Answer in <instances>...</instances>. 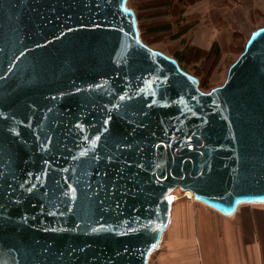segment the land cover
I'll use <instances>...</instances> for the list:
<instances>
[{
    "label": "water",
    "instance_id": "obj_1",
    "mask_svg": "<svg viewBox=\"0 0 264 264\" xmlns=\"http://www.w3.org/2000/svg\"><path fill=\"white\" fill-rule=\"evenodd\" d=\"M138 26L128 0H0V264H149L178 187L264 204V25L209 92Z\"/></svg>",
    "mask_w": 264,
    "mask_h": 264
},
{
    "label": "crops",
    "instance_id": "obj_2",
    "mask_svg": "<svg viewBox=\"0 0 264 264\" xmlns=\"http://www.w3.org/2000/svg\"><path fill=\"white\" fill-rule=\"evenodd\" d=\"M173 4L181 8L179 29L187 30L178 39L192 32V45L203 49L214 42L225 46L253 14L264 15V0H174ZM189 16L196 20L190 29L182 21ZM185 204L174 203L177 212L171 213L157 264H264V204H241L231 216L203 208L195 212L194 222H187L190 211Z\"/></svg>",
    "mask_w": 264,
    "mask_h": 264
},
{
    "label": "rangeland",
    "instance_id": "obj_3",
    "mask_svg": "<svg viewBox=\"0 0 264 264\" xmlns=\"http://www.w3.org/2000/svg\"><path fill=\"white\" fill-rule=\"evenodd\" d=\"M162 2L164 0H128V6L134 8L137 15L141 17V29H143L141 35L144 36L148 45L171 58L173 56L179 57L181 60L180 62L178 60L180 67L190 75L199 78V88L204 92H209L225 82L230 65L244 49L248 31L264 25V15L255 13L251 17L252 20L241 24V27L225 46L221 47L217 42L218 51H211V48L203 49L192 45V32L182 40L174 39L172 35L178 32L176 30H180L178 14L181 8L177 4L164 7ZM182 21L183 26L188 25L189 29L196 23L195 18L191 16L185 17ZM162 22H170L171 31L149 32L146 30L149 24ZM174 196L179 197L180 203H186L184 206L187 211H190L187 212V222L188 220L194 222L196 219L195 212L202 211L203 208L214 211L212 208L193 202L190 196H185V191L180 187L172 192L171 197ZM167 238L168 233H164L161 244L151 254L149 264H157L158 253L165 247Z\"/></svg>",
    "mask_w": 264,
    "mask_h": 264
},
{
    "label": "trees",
    "instance_id": "obj_4",
    "mask_svg": "<svg viewBox=\"0 0 264 264\" xmlns=\"http://www.w3.org/2000/svg\"><path fill=\"white\" fill-rule=\"evenodd\" d=\"M162 3L164 4V7H166V6L169 7L170 5L172 6V4L174 3V0H164V2H162ZM137 16H138V25H139V28H140V33H142L143 29H141V22H140L141 17H139V15H137ZM171 29H172V26H171L170 22L149 24V26L146 27V30L149 31V32H161V31H165L166 32V31H171ZM186 31H187L186 29L180 30V31L174 33L172 36H173L174 39H178ZM141 38H142V40L145 43H147L143 35H141ZM211 51H216V52L218 51L216 43H214L213 46L211 47ZM176 58L179 60V62L181 61L179 57L176 56Z\"/></svg>",
    "mask_w": 264,
    "mask_h": 264
},
{
    "label": "bare ground",
    "instance_id": "obj_5",
    "mask_svg": "<svg viewBox=\"0 0 264 264\" xmlns=\"http://www.w3.org/2000/svg\"><path fill=\"white\" fill-rule=\"evenodd\" d=\"M136 14H137V13H136ZM138 27H139V26H138ZM258 27H259V26H258ZM258 27H255V28H253V29H251V30L248 31V33H247V37H246V41H247L248 37L250 36L251 32H252L254 29L258 28ZM139 32H140V28H139ZM140 34H141V33H140ZM246 41H245V42H246ZM244 46H245V43H244ZM238 56H239V55H238ZM227 72H228V71H227ZM174 190H175V189H174ZM172 192H173V191H172ZM171 194H172V193H171ZM171 194L167 196V201H168L169 203H172V201H173V203H172V209H171V213H172L173 211H174V212H177V211H176V207H177V205L174 206V203H175V202H176V204L178 203L179 197H178V196L171 197ZM193 195H194V192H193L192 190H190V189H185V196H190V197L192 198L193 202H195V203H199V204L204 205L205 207H207L204 203L195 200ZM207 208H208V207H207ZM209 208H210V207H209ZM171 217H172V215H171ZM171 219H172V218H170V222H171ZM170 222H169V224H170ZM169 224H168V226H169ZM168 226H167V228H168ZM167 228H166V230H167ZM166 230H165V231H166ZM165 231H164V233H165ZM151 254H152V253H151ZM151 254H150L149 258H148V261L150 260ZM147 255H148V254H147Z\"/></svg>",
    "mask_w": 264,
    "mask_h": 264
}]
</instances>
